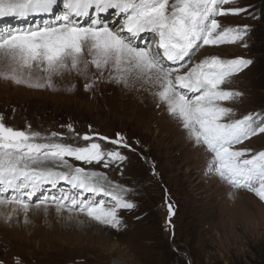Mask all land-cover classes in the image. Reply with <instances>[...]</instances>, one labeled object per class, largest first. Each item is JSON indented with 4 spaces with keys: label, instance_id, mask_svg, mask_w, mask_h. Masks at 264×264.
<instances>
[{
    "label": "rangeland",
    "instance_id": "374dc122",
    "mask_svg": "<svg viewBox=\"0 0 264 264\" xmlns=\"http://www.w3.org/2000/svg\"><path fill=\"white\" fill-rule=\"evenodd\" d=\"M224 7L247 9L239 15L217 19L222 27L248 25V35L242 42L199 48L191 57L192 64L210 56L251 59V65L221 86L241 94L224 102V106L233 109L231 119L264 114V0H233ZM61 10L62 4L56 12ZM111 12L104 14L102 20L118 27L122 18L119 20ZM46 16V20L51 18ZM90 18L82 23H88ZM43 21H31L29 26ZM8 26L17 27H4ZM140 40L139 46L149 41L155 48L152 34L145 33ZM94 72L90 68V74ZM85 82L75 73L54 78L52 88H32L0 79V115L13 128L27 130L31 125L32 130L45 136L59 132L64 135V142L76 145L87 143L81 139L86 133L110 138L123 134L136 149H120L127 156L123 164L104 168L102 164L71 163L103 172L112 182L128 188L126 198L135 207L119 210L121 225L113 228L83 214L73 213L70 219L68 212L58 213L50 197H58L68 188L63 182L53 195L37 191L33 205L45 197L49 198V205L31 207L27 223L22 211L13 213L9 220L11 206L0 208V261L264 264V201L246 188L231 186L209 170L211 154L205 147L195 145L180 121L163 107H157L153 95L156 89L139 84L125 88L105 78L93 89L85 90ZM69 124L75 132L69 131ZM101 143L108 149L116 147ZM235 148L250 149L252 154L264 151V133ZM101 198L108 200L97 197ZM169 204L174 212L171 217Z\"/></svg>",
    "mask_w": 264,
    "mask_h": 264
},
{
    "label": "snow or ice",
    "instance_id": "6c2138e0",
    "mask_svg": "<svg viewBox=\"0 0 264 264\" xmlns=\"http://www.w3.org/2000/svg\"><path fill=\"white\" fill-rule=\"evenodd\" d=\"M231 3L233 0H0V18L51 17L35 26L0 29V79L52 88L54 78L75 73L85 79V90L105 78L125 88L150 85L156 89L157 107L180 121L195 145L211 154L209 170L264 201V151L252 154L250 149L235 148L264 133V114L231 119L233 109L224 102L241 94L221 87L253 61L219 56L195 64L191 60L205 45L244 41L248 25L222 27L217 19L247 11L224 7ZM110 10L122 18L118 27L102 20V14ZM89 17L88 23H82ZM145 33L156 38L155 48L149 41L144 46L137 44ZM90 68L95 72L90 74ZM67 127L75 132L71 124ZM81 139L87 143H66L62 133L45 136L31 125L27 130L16 129L0 115V208L11 206L7 219L22 211L27 223L31 207L49 205L48 197L33 205L36 192L63 182L68 188L50 201L58 213L68 212L70 219L73 213L83 214L100 224L120 227L119 210L135 207L126 198L129 189L103 172L71 161L108 168L127 160L120 149H136L120 133L115 138L86 133ZM101 141L116 147L108 149ZM9 192L12 194L6 195ZM168 207L171 217L173 208ZM16 264L21 261L17 259Z\"/></svg>",
    "mask_w": 264,
    "mask_h": 264
},
{
    "label": "bare ground",
    "instance_id": "6f19581e",
    "mask_svg": "<svg viewBox=\"0 0 264 264\" xmlns=\"http://www.w3.org/2000/svg\"><path fill=\"white\" fill-rule=\"evenodd\" d=\"M113 13L112 15L114 16V10H112ZM103 16V15H102ZM48 17L44 14H41V15H30L28 16L26 19H18L17 17L15 16H10L9 18H6V17H3V18H0V29L6 25H15L17 27H24V26H27V25H31V21L33 22H38V21H41V20H46ZM113 17L109 18V20H111ZM115 18V17H114ZM51 19V18H49ZM116 19V18H115ZM120 20V18H119ZM83 21V20H82ZM107 22V21H106ZM109 24V23H108ZM112 22H110L109 25H111ZM119 24V23H118ZM14 27V26H13ZM5 28V27H4ZM141 41L140 39L137 40V42ZM155 45V43H154ZM232 91V90H231ZM233 100V99H232ZM164 122V121H163ZM176 141V140H175ZM60 185V184H59ZM46 187H48V189L46 187H42L40 190L41 192H43V195H53L55 194V192L57 191L56 187L55 188H52L51 186H48V185H45ZM39 190V191H40ZM38 195V194H37ZM52 197V196H51ZM50 197V198H51Z\"/></svg>",
    "mask_w": 264,
    "mask_h": 264
}]
</instances>
